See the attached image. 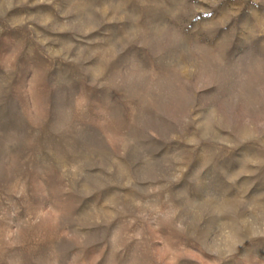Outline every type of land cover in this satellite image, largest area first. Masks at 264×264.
<instances>
[{
	"label": "rangeland",
	"instance_id": "374dc122",
	"mask_svg": "<svg viewBox=\"0 0 264 264\" xmlns=\"http://www.w3.org/2000/svg\"><path fill=\"white\" fill-rule=\"evenodd\" d=\"M0 264H264V0H0Z\"/></svg>",
	"mask_w": 264,
	"mask_h": 264
}]
</instances>
